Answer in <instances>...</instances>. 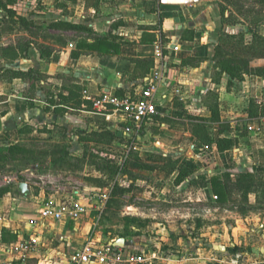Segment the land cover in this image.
Instances as JSON below:
<instances>
[{"label":"crops","instance_id":"crops-1","mask_svg":"<svg viewBox=\"0 0 264 264\" xmlns=\"http://www.w3.org/2000/svg\"><path fill=\"white\" fill-rule=\"evenodd\" d=\"M165 1L96 0V5L94 6L87 0H82L84 10L93 12V14H102L100 22L103 28L106 25V30L102 29L100 31L102 34L95 33L94 30L96 29H91L94 26L93 22H96L94 17L87 19L88 23L56 19L83 24L90 30L88 32L69 31L82 33L83 36L75 40H67L68 44L66 47L52 45L56 50L49 62L40 59L36 49L32 48L28 52L27 59L17 60L11 65V68L16 70L27 71L33 69L49 76L65 74L84 87L82 95L83 100L86 102H88L86 100L87 97L96 98L100 94L106 93V90H108L107 93L121 91L123 95L133 94L139 91L143 81L150 78L154 73L160 72L162 74L160 92L167 94L168 98L161 103L164 104L166 113L164 117L155 120L149 126L152 127L156 123L154 126L158 127L160 131L161 138L159 143L156 144H159L162 151L159 150V153H155V155L170 157L169 148L178 147L179 150H183L184 147L188 146L187 154L191 157V160H181L191 165L194 171H199V168L204 166L207 174L197 175L192 179H189V177L175 186L173 183L175 176H167L164 173L155 172L171 179L169 189L184 186L182 189L185 193L184 195L174 192L173 196L149 197L145 192H142V188L134 184L131 192L133 202L122 208L121 216L148 220L145 227L154 225V229H158L156 234L164 232L163 223L156 219L159 213L150 208V210H147L149 211V214H147L148 212L142 208V201L149 200L153 202L160 200L166 206L167 204L171 205L169 211H173V206L180 202H207L213 204L214 197L207 188V182L211 176L220 173L222 168L226 166L228 169L236 171L235 173L252 171L253 166H264V118L250 119L247 114V108L251 100L257 103L264 102V80L257 76L244 74V71L249 66H264V60H253L248 63L229 56L227 67L243 75V80L237 81L236 79H229L225 74H220L219 69L214 66L215 60L213 59L215 48L222 33L237 34L243 32L245 33V43L247 44L250 41L251 35L246 33L248 31V23L252 18L251 15L238 14L234 7L227 5L228 10L225 11V17H228L231 12L232 19L237 22L222 24L220 9L226 5L224 0H183L182 2L171 3ZM252 1L239 0V4L243 6L244 11L248 9L258 10L260 6ZM71 8L69 7L68 9L71 10ZM255 31L264 37V22L257 26ZM150 36L155 37L153 42H140L142 38L147 40ZM95 37H106L119 43V54L102 56L97 53H89L81 55L77 59L71 58V53L75 50L77 41L84 39L91 42ZM136 60L153 61V66L147 71L146 66H136L134 63ZM191 69L196 71L197 79L191 75ZM166 70L175 71L176 75L169 76ZM49 82L52 83L54 92H60L61 84L59 80L49 79ZM0 85L8 88L6 92L0 93V95L7 96L5 101L0 102V109L6 108V111H3L4 113L0 115V126H7L11 118V113L7 111V107L10 106L34 110L37 112L36 114L44 112L42 110L45 105L43 92L37 93L36 99L33 100L34 107L30 108L26 99L21 96L23 88L27 87L26 83L15 80L12 84L0 83ZM166 85H168V88H165ZM15 86H18L17 89L21 91L20 95L11 92V88ZM175 89L180 90V95L176 96L173 94ZM194 96L198 97L199 101L197 103L202 111V114L196 116H201L208 120L211 134L215 139L218 138V123L213 121L208 107L216 101L220 122L227 123L233 130V137L238 138V148L218 153L214 146L212 148L194 147L189 119L186 118L188 129L183 126L178 128L173 124L170 126L168 123L160 121L163 118L171 120L172 115L176 111L186 114L185 107H189ZM176 103L183 106L182 110L176 108ZM47 113L57 117L69 114L91 115L90 111L86 110V104H83L77 110H69V112L61 116L54 114L52 111ZM241 134L244 136H241ZM182 135L184 139L180 141L179 138ZM143 138V135H141L139 141ZM185 143H190V145ZM135 147L139 149L136 145ZM242 153L249 156L248 163L241 161ZM194 155L197 157H194ZM208 155H210V161L204 164L203 161L205 159L202 160V158ZM139 162L141 164L145 161L139 160ZM256 178L263 180L264 176L256 174ZM96 189L104 190L106 188L87 187L84 188L85 193L81 195H87L90 191ZM139 191L140 193H138ZM71 193L72 191L65 198H70ZM7 197L14 200L12 194L0 199V264H66L69 256L93 236V229L95 228V226L94 228L92 227L93 220L99 222L101 214L97 211H87L79 221H72L67 217L61 220H43L40 218L39 212L48 203L46 202L39 207L36 216L28 214L24 217L26 219L16 223L18 217H23V215L12 214L13 217H11L10 221L5 218V215L11 210L10 202L6 200ZM178 198H181L182 201ZM54 200L52 201L54 203L64 201L61 198H55ZM80 200L84 204L87 202L84 197ZM254 201V195H250L249 202L252 204ZM233 213L236 215V219H239V221L245 220L250 226L252 224L250 222H259V228L264 238V211L261 213H249L244 217L235 212ZM161 215L166 217L163 212L159 216ZM85 219H89V221ZM144 229L131 227L125 230L122 225L119 234L124 233V236L114 235L113 240L108 245L115 246L114 242L116 240L123 239L124 246L119 247L122 253L144 255L146 258L143 249L146 246L144 243L155 244V247H158V243L151 239L145 240L141 238L137 240L136 237L141 236L140 233L144 232ZM230 229L234 232H237L238 229L249 231L248 225L242 226L239 224L237 227L230 226ZM4 230L17 234V238L11 240L8 235L3 234ZM135 232L137 233L136 235L133 234ZM227 235L228 232H223L221 229L218 234L220 238H217L216 241H225ZM26 243H30L31 248L29 250H15L16 246ZM219 247L223 248L222 245ZM151 258H146L147 262L145 264L153 263ZM155 259L159 261V264L160 262L161 264L173 263L169 258L160 260L156 257L154 261ZM176 262L182 263L183 260H177Z\"/></svg>","mask_w":264,"mask_h":264},{"label":"rangeland","instance_id":"rangeland-1","mask_svg":"<svg viewBox=\"0 0 264 264\" xmlns=\"http://www.w3.org/2000/svg\"><path fill=\"white\" fill-rule=\"evenodd\" d=\"M252 2L254 3V0ZM69 7H72L71 10L68 9ZM16 9L19 14L27 19H33L39 25L56 19L88 23L87 19L94 17L96 22H93L94 26L91 29H96L94 32L98 34H102L100 32L102 29L106 30V25L103 28L100 22L102 14H93V12L84 10L82 0H76L75 2L70 0H23L18 3ZM2 15L0 12V22ZM42 26H40L39 30H35L40 36L49 34L62 35L66 40H75L83 36L82 33L69 31L53 32L44 29ZM27 38L25 31L16 30L0 36V45L23 43ZM36 41L41 42V38ZM46 43L54 45L53 41H46ZM166 71L169 76L176 75L175 71ZM191 75L195 79L198 77L194 69H191ZM165 88H168V85ZM6 89H8L6 86L0 85V93L6 92ZM13 89L15 90V88ZM20 93L21 91L16 89L14 94L20 95ZM197 101H199L198 97L194 96L189 107L186 108L184 106L186 114H183L182 117L172 115L169 125L173 124L178 128L183 126L188 129L185 117L187 115L196 116L202 114ZM3 111L5 112L6 108L0 109V115L4 113ZM7 111L11 113V118L7 126H0V152H5L9 144H18L28 149L30 151L29 156H33L32 158L36 162V164L28 166L22 172L11 170L12 167L18 165L17 162L9 163L5 170L0 171V187L10 185L13 189L12 197L14 200L10 197L6 198L11 206L10 212L5 215L8 221L13 217L12 214L23 215V217H18L16 223L26 219L24 217L28 214L36 216L37 210L44 203L55 201V198L65 200V197L71 191L79 190L81 194L85 193L84 188L94 186V183L91 182L92 180L102 178L101 173H98L87 164L88 160L82 161L83 147L77 142L79 136L90 133L98 126L101 120L99 121L97 116L92 114L83 116L74 113L75 115L69 114L57 117L47 112L36 114L37 112L34 110H25L14 106L7 107ZM31 115L33 116L31 117ZM154 125L147 127L143 133L144 138L141 141H137L136 146L139 149L129 150L123 146H114L112 147L113 150L108 152L111 158L119 160V162L127 159L125 169L129 174H126L122 179L117 176V179L119 178L122 186H127L133 179L134 184L142 188L144 190L142 192H145L149 197L173 196L174 192L184 195L185 193L182 191L184 186L169 189L170 178L139 168V160L147 162L150 157L156 156L155 153H159L160 146L156 143L160 141V131ZM24 127H32L34 131L28 134H21L19 130ZM179 139L180 141L184 139L183 135ZM186 145H190V143ZM62 148H67L70 156L63 163L53 165V159L59 157L58 151ZM188 150V146L184 147L183 150H179L178 147L169 148L168 153L172 158L191 160V157L187 154ZM248 157L242 153L241 161L248 163ZM203 159H205L203 161L204 164L209 163L210 155L203 157ZM225 169H228V167L222 168L220 172ZM232 172L235 173L236 171L233 170ZM206 174V168L201 166L199 171L195 170L189 179L197 175ZM19 183L27 185L30 195L21 196L17 192ZM106 189L109 192V188ZM127 199L129 198L125 197V200ZM178 199L182 201L181 198ZM161 203L160 200L153 202L149 200L142 201L143 210L147 211L151 208L159 213L156 219L162 222L164 226L162 227L164 232L156 234L158 229H154V225H147V227H143L145 229L143 230L144 232L140 233L141 236L136 237L137 240L141 238L145 240L151 239L158 243V247H155V244L143 242L146 245L143 248L146 258L157 257L160 260L169 258L173 261L172 264H233L232 260L236 262L234 264H264V238L259 228V222H250L252 223L250 226L245 220L239 221V219H236V215L227 209L229 206L218 208L216 205L207 202H180L173 206V211H169L171 205L167 204L166 206V204ZM147 212L149 214V211ZM162 212L166 214V217L159 216ZM90 218L92 219L91 216ZM86 221H89V219ZM198 222L200 223L199 226H197ZM238 224L242 226L248 225L249 231L238 229L237 232H234L230 229V226L237 227ZM121 226L122 223L116 220L109 223H100L93 220V236L88 241L106 247L113 240L114 235L119 234ZM221 229L223 232H228L227 238L225 241H216L217 238H220L218 234ZM220 245L223 248H220ZM154 258H151L153 260L151 264H159V261L156 259L154 261ZM177 260H183V262L177 263Z\"/></svg>","mask_w":264,"mask_h":264},{"label":"trees","instance_id":"trees-1","mask_svg":"<svg viewBox=\"0 0 264 264\" xmlns=\"http://www.w3.org/2000/svg\"><path fill=\"white\" fill-rule=\"evenodd\" d=\"M23 0H0V12L3 14L0 22V36L12 33L16 30H22L27 33L28 38L19 44L0 45V83L12 84L13 81L19 80L26 83L27 87L23 88L21 96L26 99L27 105L30 108L34 107L33 100L36 99L38 92H43L45 105L42 107L44 112L52 111L56 115H63L69 110H77L83 104H86V110H90L89 102L83 100L84 87L77 83L73 78L65 74H56L49 76L45 73L29 69L27 71L16 70L11 68L17 60L28 58L30 49H36L40 59L49 62L52 54L56 50L50 43L46 41H53L57 47H66L68 41L62 35L49 34L40 36L35 30H39L42 26L44 29L53 32H88L90 29L83 24H76L68 21L56 20L50 21L46 24H36L33 19H27L25 16L17 12L16 6ZM75 2L76 0H70ZM89 3L96 5V0H87ZM226 5L221 7L220 15L222 24L235 23L232 19L230 12L228 17H225V11L228 6L235 8L238 14L250 16L251 20L248 23V31L246 34L251 35L250 41L245 43V33L226 34L222 33L219 37L218 44L215 48L213 59L215 60L214 66L219 69L220 74H225L229 79H236L237 81L243 80V75L229 69L227 67V60L229 56L244 60L250 63L253 60H264V37L258 34L255 30L257 26L264 22V0H254V4H258L260 8L257 9H243L239 4V0H224ZM228 5V6H227ZM41 38V42L36 41ZM154 36L140 42H153ZM120 52V44L109 40L106 37H95L91 42L87 40H80L76 42V48L71 53L72 59H77L81 55L89 53H97L99 55H118ZM137 65L146 66L147 71L153 66V61L136 60ZM245 75L257 76L264 80V66L261 67H247L244 71ZM49 79L59 80L61 84L60 92L56 93L52 90V83ZM15 90L18 86L14 87ZM11 92L15 93L13 87ZM14 90V91H13ZM18 90V89H17ZM46 92L44 93V91ZM118 96H123L121 91H116ZM7 99L6 95H0V102ZM214 102V100H213ZM216 102V101H215ZM213 103L208 107L211 117L214 122L218 123L217 134L218 138L215 139L211 134L208 120L201 116H189V125L191 126L192 142L194 147H208L216 148L218 153L232 151L238 148V138L233 137V130L227 123H221L219 118V111L217 103ZM176 108L182 110L181 104L176 103ZM248 118L259 119L264 118V102L257 103L250 101L247 108ZM174 116L182 117L183 113L176 111ZM99 118V117H97ZM159 119V118H158ZM156 119V120H158ZM101 120V121H100ZM99 124L90 133L79 136L77 142L83 147L82 161L88 160L87 164L101 173L102 178L94 179L91 182L98 188H109L108 199L102 210L99 222L109 223L116 220L124 226L125 230L129 228L143 229L147 221L134 218L122 217L121 210L128 203L133 202L131 192L134 187V181L131 179L127 186L120 184L119 178L122 179L127 172L126 160L124 159L121 164L119 160L111 158L109 151H112L114 146L129 147L131 142L118 137L113 131L109 130L104 121L99 118ZM161 122L171 123L169 119H160ZM172 126V125H170ZM45 130V129H44ZM34 131L33 128L24 127L19 130L21 134H28ZM45 132V131H43ZM241 136H244L241 134ZM59 157L53 159L52 164L58 165L63 163L66 158L70 156L67 148L59 149ZM30 151L18 144H9L5 152H0V171L5 170L11 162H17L18 165L12 167V171L22 172L28 166L36 164L33 156H29ZM33 160V161H32ZM150 162H143L140 164V169L155 173L161 172L167 176H175L174 185L177 186L184 180L188 179L194 173V168L184 163L180 158L164 157L156 155L149 158ZM256 174L264 176V166H253L252 171H241L232 173L228 169L213 175L207 182V188L215 199L213 205L218 208H225L237 213L244 217L249 213H261L264 211V179H257ZM8 194H13L12 186L0 187V199ZM254 195V203L249 202V196ZM125 197L129 199L125 200ZM200 223H198V226ZM3 234L8 235L11 240L17 238V234L4 230ZM136 235L137 233H133ZM120 237L124 233L118 234Z\"/></svg>","mask_w":264,"mask_h":264},{"label":"built area","instance_id":"built-area-1","mask_svg":"<svg viewBox=\"0 0 264 264\" xmlns=\"http://www.w3.org/2000/svg\"><path fill=\"white\" fill-rule=\"evenodd\" d=\"M161 81L162 74L156 72L143 81L141 89L133 94L118 96L116 93H102L96 98L87 97L86 100L91 106L89 111L92 115L101 118L107 128L118 137L131 142L129 147L123 146L125 149H136L135 145L147 127L156 119L164 117L166 113V108L161 102L167 100L168 95L160 92ZM173 94L180 95V90L175 89ZM121 163L122 161L119 162ZM82 197L87 201L85 204L80 200ZM107 199V189L92 190L84 196L76 190L64 201L46 203L41 208L39 216L43 220H61L67 217L72 221H79L87 211L101 213ZM30 248V243H26L16 246L15 250L27 251ZM146 262L144 255L124 254L119 247L111 244L104 247L87 241L69 256L66 264H145Z\"/></svg>","mask_w":264,"mask_h":264},{"label":"water","instance_id":"water-1","mask_svg":"<svg viewBox=\"0 0 264 264\" xmlns=\"http://www.w3.org/2000/svg\"><path fill=\"white\" fill-rule=\"evenodd\" d=\"M106 93L108 90L105 91ZM17 191L21 196H28L30 195V190L28 189L27 185L25 183H19L17 187ZM114 245L116 247H122L124 246V240L123 239H118L114 242Z\"/></svg>","mask_w":264,"mask_h":264},{"label":"bare ground","instance_id":"bare-ground-1","mask_svg":"<svg viewBox=\"0 0 264 264\" xmlns=\"http://www.w3.org/2000/svg\"><path fill=\"white\" fill-rule=\"evenodd\" d=\"M183 0H166L165 2L171 3V2H182Z\"/></svg>","mask_w":264,"mask_h":264}]
</instances>
